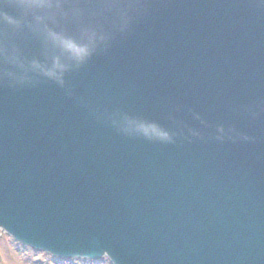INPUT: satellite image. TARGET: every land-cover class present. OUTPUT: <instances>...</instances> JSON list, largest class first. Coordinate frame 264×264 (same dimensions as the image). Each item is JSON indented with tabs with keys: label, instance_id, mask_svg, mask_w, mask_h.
I'll list each match as a JSON object with an SVG mask.
<instances>
[{
	"label": "water",
	"instance_id": "1",
	"mask_svg": "<svg viewBox=\"0 0 264 264\" xmlns=\"http://www.w3.org/2000/svg\"><path fill=\"white\" fill-rule=\"evenodd\" d=\"M0 232L58 261L264 264V0H0Z\"/></svg>",
	"mask_w": 264,
	"mask_h": 264
},
{
	"label": "rangeland",
	"instance_id": "2",
	"mask_svg": "<svg viewBox=\"0 0 264 264\" xmlns=\"http://www.w3.org/2000/svg\"><path fill=\"white\" fill-rule=\"evenodd\" d=\"M0 264H94L84 260L58 261L46 254L32 251L12 241L5 233L0 232ZM96 264H109L102 260Z\"/></svg>",
	"mask_w": 264,
	"mask_h": 264
},
{
	"label": "snow or ice",
	"instance_id": "3",
	"mask_svg": "<svg viewBox=\"0 0 264 264\" xmlns=\"http://www.w3.org/2000/svg\"><path fill=\"white\" fill-rule=\"evenodd\" d=\"M17 3H19L22 6H30L34 4H46V3H51L54 2V0H16ZM3 13L0 12V16H2ZM3 53V43L2 39H0V55Z\"/></svg>",
	"mask_w": 264,
	"mask_h": 264
}]
</instances>
